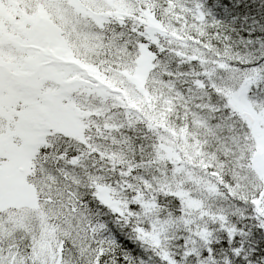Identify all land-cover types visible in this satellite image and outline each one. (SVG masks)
<instances>
[{
    "label": "snow or ice",
    "instance_id": "1",
    "mask_svg": "<svg viewBox=\"0 0 264 264\" xmlns=\"http://www.w3.org/2000/svg\"><path fill=\"white\" fill-rule=\"evenodd\" d=\"M221 7L0 0V264H264V23Z\"/></svg>",
    "mask_w": 264,
    "mask_h": 264
},
{
    "label": "trees",
    "instance_id": "2",
    "mask_svg": "<svg viewBox=\"0 0 264 264\" xmlns=\"http://www.w3.org/2000/svg\"><path fill=\"white\" fill-rule=\"evenodd\" d=\"M219 3L222 5L219 12L221 16L225 14L224 8L226 7L230 15L255 16L261 23H264V19H261V17L264 16V10L260 8V4L264 3V0H243L239 8L234 7L236 0H219ZM237 26L239 27V23ZM245 27H247V25H245ZM244 35L246 36L247 33H244Z\"/></svg>",
    "mask_w": 264,
    "mask_h": 264
}]
</instances>
